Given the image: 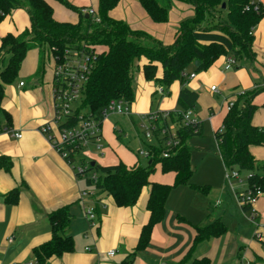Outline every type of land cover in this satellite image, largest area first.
I'll return each mask as SVG.
<instances>
[{"label":"crops","instance_id":"crops-1","mask_svg":"<svg viewBox=\"0 0 264 264\" xmlns=\"http://www.w3.org/2000/svg\"><path fill=\"white\" fill-rule=\"evenodd\" d=\"M48 1L53 6L57 20L78 21L75 11L58 0ZM68 1L76 7H96L98 3V0ZM260 1L264 6V0ZM194 13V7L183 0L172 1L166 22L154 21L140 0H119L110 10L112 18L123 20L133 29L145 31L164 44L174 42L180 23L194 16ZM30 23L29 12L23 8L15 9L5 16L0 22V46L2 37L8 33L20 34ZM253 50L254 60L243 59L244 64L240 69L239 62L233 69H225L228 56L222 55L208 69L190 72L195 77L189 75L186 86L198 94L194 115L202 123V134L205 128L215 132L222 126L228 113V101L234 100L243 91L262 87L264 17L254 29ZM146 61L142 57L138 62L133 81L134 100L130 103L131 112L127 115L135 125L142 123L143 117L156 109H180L181 80H175L164 96L157 94L156 82L144 75ZM7 62L6 58L3 65ZM54 65L51 56L40 71V50L30 49L18 77L4 85L0 111V157H8L12 163L9 170L0 168V264L38 262L33 249L52 239L50 214L64 206H68L72 213L69 232L74 239V248L60 256L50 257L44 264H121L132 254L134 256L130 264H192L203 258H208L209 264H264V194L254 206L258 224L249 220L251 208L244 209L239 200L247 188L248 173L245 182L241 177L231 182L225 179L234 198L221 181L219 190L223 200H219L217 206H222L223 210L217 212L212 209L208 187L202 190L197 186L202 185L199 180L194 181L192 177V184L175 186L168 196L165 216L155 225L148 246L136 251L142 228L150 216L147 209L150 185L143 188L137 203L129 207L118 206L112 196L105 194L95 193L81 198L82 191L94 192V188L86 187L85 176L76 175L72 165L41 130L42 125L51 121L55 114ZM162 74L163 68L159 64L157 77ZM212 85H217L221 93L211 91ZM215 94H224L226 97L219 103L214 99ZM255 101L264 104V91ZM252 122L255 126L264 127V107L254 113ZM116 130L125 131L109 116L104 118L101 137L103 153L96 152L92 147L93 161L101 165L119 161L128 166L143 165L138 155L118 138ZM15 132L22 136H14ZM202 134L188 138L187 144L191 138L201 137ZM263 149L261 145L250 146L258 161L264 159ZM215 154L226 173L227 168L217 151ZM174 179L172 172L164 173L160 166L151 176L152 181L161 183L172 184ZM87 204H95L97 208L94 225L86 219L84 206ZM216 219L223 221L226 230L194 245L197 227L208 225ZM257 230L259 237L255 234ZM111 251L114 254L108 256Z\"/></svg>","mask_w":264,"mask_h":264},{"label":"trees","instance_id":"trees-1","mask_svg":"<svg viewBox=\"0 0 264 264\" xmlns=\"http://www.w3.org/2000/svg\"><path fill=\"white\" fill-rule=\"evenodd\" d=\"M78 14L77 22L59 21L54 17V9L48 0H0V22L18 8H26L30 15V26L20 34L8 33L2 37L0 46V111L4 98V85L12 83L17 77L28 50H40V71L53 56L60 60L65 50H84L91 57L88 79L78 106V112L85 110L99 119L112 99L134 100V75L142 57L147 61L143 66L144 75L162 86L167 94L175 80L183 86L179 94L180 109L171 111V122L178 123L176 129L179 144L164 157L162 138L157 136L154 144L147 148L152 152L146 164L128 166L123 161L101 165L95 162L84 173L76 172L78 177L85 176L94 194L110 195L121 207L137 203L145 186L150 185L147 209L148 222L143 226L136 251L146 248L151 240L156 224L163 220L166 202L171 190L180 184H192L191 147L187 139L203 132L202 123L183 125L181 113L197 107L198 94L186 86L189 66L197 72L208 69L220 56H234L239 60H254V29L264 17V6L259 10L246 6L251 0H183L194 7V16L184 19L178 28L176 38L171 44H164L145 31L133 29L123 20L110 16V10L119 0H98L95 10L100 18L96 22L91 15L86 17L83 9L68 0H58ZM173 0H140L151 18L156 22H166ZM223 3L226 4L223 8ZM153 43L149 46L141 41ZM102 46L96 51V46ZM46 51L48 52L46 54ZM6 58L8 62L3 65ZM163 68L157 77L158 65ZM264 91V86L246 90L233 100L234 105L224 117L223 124L214 132L217 139V153L228 170L248 173V188L260 190L264 194V162L258 161L250 150L252 145L264 146V127L252 122L258 105L254 99ZM264 105V104H263ZM73 119L77 116L73 115ZM169 123L166 122V124ZM1 130V126H0ZM119 139L122 133L116 130ZM140 133V132H139ZM158 135V132L156 133ZM145 141V140H144ZM11 160L0 157V168L9 170ZM157 166L164 173L172 172L174 182L152 181L151 176ZM98 175L94 182L90 173ZM205 190L206 186L197 185ZM244 209L252 206L243 204ZM96 213L97 208L95 206ZM72 213L68 206L61 207L50 214L52 239L33 249L39 264H44L52 256H60L74 248L70 234ZM226 230L222 220L197 227L194 245L199 241L218 236ZM134 254L121 264H130ZM208 258L195 260L192 264H209Z\"/></svg>","mask_w":264,"mask_h":264},{"label":"built area","instance_id":"built-area-1","mask_svg":"<svg viewBox=\"0 0 264 264\" xmlns=\"http://www.w3.org/2000/svg\"><path fill=\"white\" fill-rule=\"evenodd\" d=\"M261 5L260 0H251L250 4L246 6L249 10L254 7L259 10ZM88 15H91L96 22L100 21L94 7H87L83 9ZM54 58V57H53ZM54 65V86H53V105L54 118L42 125L41 130L47 136L51 144L60 152V154L72 165L75 172L84 173L90 167L93 161L92 147L98 153H103L102 137V122L109 114L115 113L117 115H129L131 112L130 103L123 99H112L105 107L102 119L97 118L91 113L81 110L78 112V106L83 95V89L88 79V74L91 67V57L86 54L84 50H65V55L60 60H55ZM237 65V60L234 56H228L225 60V69H233ZM195 77V74H190ZM23 85V82H21ZM264 86V82L262 84ZM211 91L221 93L217 85L211 86ZM244 92V91H243ZM241 92V93H243ZM156 93L164 96L165 90L162 86H158ZM239 93V94H241ZM234 105V101H228L226 108L229 111ZM77 118L73 119L72 116ZM183 125L197 124L199 120L194 115L193 109H188L181 113ZM171 111L168 110H154L145 115L142 119L141 127L143 137L145 140L153 139L157 141V136L162 138V145L164 147L163 156L168 157L171 154V149L179 144L176 129L178 123L171 122ZM166 124V122H168ZM9 132V130H8ZM158 132V135L156 133ZM14 136L21 137V133H14ZM139 154L150 158L152 152L148 149H140ZM91 179L95 182L98 178L97 173H90ZM240 174L235 170L226 171V178L228 181L238 179ZM263 193L260 190H252L247 188L240 195V203L250 204L251 211L248 215L252 223L258 224V214L254 209L259 197ZM94 192L85 190L81 192V198L93 196ZM86 219L91 225L95 224L97 217L95 204H87L84 206ZM256 236L260 234L256 231ZM114 251L107 255L111 256ZM26 264H38V262H28Z\"/></svg>","mask_w":264,"mask_h":264},{"label":"rangeland","instance_id":"rangeland-1","mask_svg":"<svg viewBox=\"0 0 264 264\" xmlns=\"http://www.w3.org/2000/svg\"><path fill=\"white\" fill-rule=\"evenodd\" d=\"M23 9L26 12H28L26 8ZM141 41L149 46H154L153 43L149 42L146 39H141ZM101 49L102 46H98V45L95 48L96 51ZM47 53L48 52L46 51V54ZM243 64L244 61L239 60L238 69H240ZM192 70L197 73V71L194 69L193 66H189V68L187 69V73H190ZM224 97H226V95L224 94L221 95L215 94L214 99L217 102L222 103ZM156 99H158V97H156ZM256 104L258 105L256 111L261 107H264L263 104H258L257 102ZM85 110L87 109L84 108V111ZM256 111L254 113H256ZM108 116L114 121V123H116L119 126V128L123 127L125 131L121 133L124 144L126 145V147L131 149L136 155H138L141 162L145 164L147 162V158L140 155L139 150L147 148L148 144H154L155 141L153 139L145 140L143 134L141 133L142 131L141 124L138 123L137 125H135L133 120L129 116L117 115L115 113H111ZM137 126H139L138 131H137ZM189 146L191 147V166L193 169V176H192L193 180L194 181L199 180L200 182H202L201 183L202 185L208 187L209 191L211 192L210 201H212L213 211L217 212L223 210L222 206L219 205L217 206V202L219 200H223V197H221L220 194L222 192L219 190L221 181H223V183L226 184V189L230 193L231 197L234 198V196L232 194V190L230 188L229 183L226 182L227 180H225L226 173L223 164L221 163V160L219 161V158H217L215 154L217 151V139L215 138L214 131L205 128L204 133L202 134L201 137H193L190 139ZM263 160L264 159H259V161L261 162H263ZM240 177L245 182L247 177V172L242 171L240 173ZM86 187L89 188L88 185H86ZM224 191L226 192L225 186H224ZM226 197H228L227 194Z\"/></svg>","mask_w":264,"mask_h":264},{"label":"water","instance_id":"water-1","mask_svg":"<svg viewBox=\"0 0 264 264\" xmlns=\"http://www.w3.org/2000/svg\"><path fill=\"white\" fill-rule=\"evenodd\" d=\"M226 4L223 3V8H225ZM86 17H88V14H86ZM91 165H95V161H92Z\"/></svg>","mask_w":264,"mask_h":264}]
</instances>
